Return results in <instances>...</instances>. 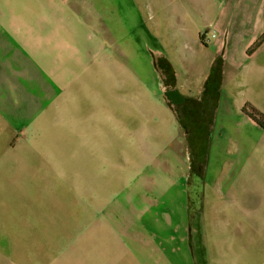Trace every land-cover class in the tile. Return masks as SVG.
Returning <instances> with one entry per match:
<instances>
[{"label": "crops", "instance_id": "0c3cea01", "mask_svg": "<svg viewBox=\"0 0 264 264\" xmlns=\"http://www.w3.org/2000/svg\"><path fill=\"white\" fill-rule=\"evenodd\" d=\"M146 1L174 31L145 0L114 11L155 87L102 106L112 150H71L88 22L51 12L81 0H0V264H264V129L242 112L264 115V0Z\"/></svg>", "mask_w": 264, "mask_h": 264}, {"label": "rangeland", "instance_id": "374dc122", "mask_svg": "<svg viewBox=\"0 0 264 264\" xmlns=\"http://www.w3.org/2000/svg\"><path fill=\"white\" fill-rule=\"evenodd\" d=\"M118 2L119 0H81L79 9L70 10L56 5L51 12L53 18L88 22L87 54L90 69L82 96L79 98V116L81 113L88 138L83 140L81 145L72 144L71 150H112L113 126L111 121L103 119L102 106L112 111V103L107 102L113 100L117 90L124 86L135 89L138 86L143 90L155 87L154 69L146 64L144 57L138 52V44H130L128 39L124 41L119 37L122 36L118 29L119 17L114 11ZM145 4L146 8L138 11L143 12L142 20L152 24L156 35H159L157 26L166 20L168 27L172 31L175 30L168 21V12L158 10L146 0ZM139 110L140 107L136 106V114H139ZM256 253V248L250 246V264H260Z\"/></svg>", "mask_w": 264, "mask_h": 264}, {"label": "trees", "instance_id": "16d2710c", "mask_svg": "<svg viewBox=\"0 0 264 264\" xmlns=\"http://www.w3.org/2000/svg\"><path fill=\"white\" fill-rule=\"evenodd\" d=\"M264 43V35L261 36L258 41L254 44V46L250 49V53L254 52L257 48H259ZM168 98H174V96L178 97L177 93H169ZM242 112L250 117L258 126L264 129V115L256 110L250 104H246L242 108Z\"/></svg>", "mask_w": 264, "mask_h": 264}, {"label": "built area", "instance_id": "2783aa9c", "mask_svg": "<svg viewBox=\"0 0 264 264\" xmlns=\"http://www.w3.org/2000/svg\"><path fill=\"white\" fill-rule=\"evenodd\" d=\"M215 35L214 34H212V37H214Z\"/></svg>", "mask_w": 264, "mask_h": 264}]
</instances>
